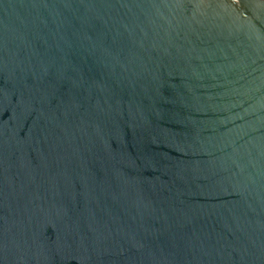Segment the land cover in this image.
<instances>
[{
  "label": "water",
  "instance_id": "1",
  "mask_svg": "<svg viewBox=\"0 0 264 264\" xmlns=\"http://www.w3.org/2000/svg\"><path fill=\"white\" fill-rule=\"evenodd\" d=\"M0 264H264V0H0Z\"/></svg>",
  "mask_w": 264,
  "mask_h": 264
}]
</instances>
